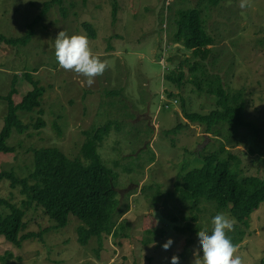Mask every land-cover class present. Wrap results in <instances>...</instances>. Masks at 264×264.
Masks as SVG:
<instances>
[{
  "label": "rangeland",
  "instance_id": "obj_1",
  "mask_svg": "<svg viewBox=\"0 0 264 264\" xmlns=\"http://www.w3.org/2000/svg\"><path fill=\"white\" fill-rule=\"evenodd\" d=\"M47 1L0 0V35L22 36ZM247 2L249 6L241 8V0L216 7L207 0H89L86 6L81 0H65L35 26L27 46L0 45V96L8 94L16 77L18 94L13 97L19 103L32 89L23 75L34 74L35 68L34 79L46 89L43 115L36 111L20 114L31 135L13 130L8 144L16 153H0V172L14 170L19 177L28 176L34 149L56 147L75 159L80 155L84 131L111 122L99 154L105 165L119 174L116 181L123 215L115 229L126 223L118 235L102 241L91 238L83 246L78 241L81 222L77 218L70 216L66 228L57 230L41 209L35 211L31 206L21 235H41L25 241L20 249L0 236V264H172L174 255L179 257V264H192L193 250L199 247L198 231L192 230L200 224L199 231L207 229L210 234L212 218L222 212L205 204L200 221H193V213L178 199L175 183L199 165V152L218 150L224 140L183 117V107L190 113L208 114L214 101L208 95H197L191 84L178 90L165 81L169 70L190 57V52L170 38L179 10H201L205 31L215 40L205 70L218 74L227 90L243 91L245 117L257 127L236 132L226 149L241 159L239 168L246 175L264 177V0ZM83 23L96 29L95 39L88 36ZM62 30L69 36L86 35L93 54L108 62L91 86L86 85V77L59 66L55 38ZM185 72L188 76L187 68ZM109 92L118 95L110 97ZM161 96L177 103L164 108ZM6 113V104L0 100V131ZM39 117L46 124L36 132L33 125ZM179 124L176 134H168ZM9 192V181L5 180L0 184V197L20 207L25 198L18 189L12 190L11 196ZM223 214L233 220L228 213ZM233 221L234 230L226 232L230 239L239 230ZM188 224L191 231H177V227ZM244 230L243 241L234 244V255L242 264H264V204L252 214ZM169 240L172 243L165 249ZM4 252L12 258L2 260L8 254Z\"/></svg>",
  "mask_w": 264,
  "mask_h": 264
},
{
  "label": "trees",
  "instance_id": "obj_2",
  "mask_svg": "<svg viewBox=\"0 0 264 264\" xmlns=\"http://www.w3.org/2000/svg\"><path fill=\"white\" fill-rule=\"evenodd\" d=\"M207 1L210 6L216 7L230 0ZM64 2L65 0L45 2L22 36L0 35V45L27 46L33 39L35 26L44 21L53 7L62 6ZM88 2L89 0H81L83 6ZM168 9H171V6H168ZM116 11L114 3V16ZM83 28L91 39L97 37V31L91 24L83 23ZM170 41L190 52V57H185L175 68L169 70L164 76L165 81L178 90L186 84H191L197 95H208L214 101L213 109L208 114L190 113L183 107V117L193 125L204 127L205 133L224 140L218 150L199 152L196 158L199 165H195L194 169L178 178L175 191L179 194L178 199L181 200L183 208L188 207L193 213L192 219L195 222L200 221V212L205 208V204L214 206L217 212L228 213L239 229L230 239L237 245L243 241V235L246 234L244 228L249 227L252 214L264 204V177L259 174L246 175L244 169L242 171L239 168L241 159L231 154L226 147L231 144V139L239 130H254L257 127L245 117L246 99L243 91L227 90L218 74L210 75L205 70V62L211 54V47H215V40L205 31L201 10H179L174 19ZM168 61L172 59L169 58ZM185 68L188 69V76ZM37 72L38 69L35 68L33 73ZM34 74L24 73L23 76L32 89L22 96L19 103H15L13 97L18 94L16 77L12 80L8 94L0 96V100L4 101L7 107L4 126L0 131V153H16V148L8 144L14 129L20 134L31 135L27 134L29 126L23 122L20 114L36 111L43 115L41 106L46 89L34 79ZM114 94L117 96L118 92H109L108 96L114 97ZM172 96L170 94V97ZM45 124L43 118L39 117L33 128L37 132L44 128ZM111 127L112 123L109 122L101 128L84 131L80 155L75 159H70L56 147L34 149L32 171L28 176L19 177L14 170L0 172V184L5 180L9 181V196L12 195V190L18 189L20 195L25 198L19 207L9 199L0 197V236L18 249L25 241L40 236L41 234L35 233L21 235L25 229L26 212L31 206L36 208L35 211L41 209L57 230L66 228L70 216L77 218L81 222L77 228L78 241L83 246L87 245L91 238L102 241L104 237L113 234L115 236L119 230H125L126 223L119 224L115 229L118 219L123 215L119 211L120 200L116 181L119 174H114L99 154ZM180 127L179 124L168 134H176ZM153 159L152 155V163ZM254 163L253 161L251 165ZM160 199L161 196L159 201ZM6 210L8 212H5ZM199 228L200 224L192 231L197 232ZM176 229L179 233L191 231L189 224ZM151 233L147 231V234ZM11 258L9 253L1 257L2 260Z\"/></svg>",
  "mask_w": 264,
  "mask_h": 264
},
{
  "label": "clouds",
  "instance_id": "obj_3",
  "mask_svg": "<svg viewBox=\"0 0 264 264\" xmlns=\"http://www.w3.org/2000/svg\"><path fill=\"white\" fill-rule=\"evenodd\" d=\"M247 6V0H241L240 7ZM55 56L62 69L86 77L87 86H91L95 82L94 78L102 75L108 67L106 60L93 54L86 35L69 36L64 30L55 38ZM211 224L213 227L210 234L207 229L197 232L199 247L193 250L192 264H242L241 258L234 255L237 247L226 235V232L234 230V221L227 215L218 213L212 218ZM171 243L169 240L164 248H169ZM171 261L172 264H179V257L174 255Z\"/></svg>",
  "mask_w": 264,
  "mask_h": 264
},
{
  "label": "bare ground",
  "instance_id": "obj_4",
  "mask_svg": "<svg viewBox=\"0 0 264 264\" xmlns=\"http://www.w3.org/2000/svg\"><path fill=\"white\" fill-rule=\"evenodd\" d=\"M161 99L163 100L164 108H169L171 103H177L176 100H173V101L167 100L165 97H162V96H161Z\"/></svg>",
  "mask_w": 264,
  "mask_h": 264
}]
</instances>
